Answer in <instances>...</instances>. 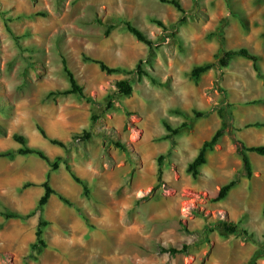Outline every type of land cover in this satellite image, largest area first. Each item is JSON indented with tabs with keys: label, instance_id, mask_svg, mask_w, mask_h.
Here are the masks:
<instances>
[{
	"label": "rangeland",
	"instance_id": "obj_1",
	"mask_svg": "<svg viewBox=\"0 0 264 264\" xmlns=\"http://www.w3.org/2000/svg\"><path fill=\"white\" fill-rule=\"evenodd\" d=\"M181 3L187 19L178 24L184 14L160 0H0V264H247L252 256L264 264V155L246 152L249 177L234 141L264 145V0ZM126 22L155 41L153 55ZM242 47L260 56V73L238 56L192 77L194 68ZM86 57L128 70L144 60L158 83L137 72L108 74ZM63 59L83 95L61 94L71 87ZM121 79L131 81V96L118 92ZM222 110L232 112L234 130L208 152L194 178L188 164L222 126ZM183 122L167 139L164 124ZM39 126L67 146L51 143ZM85 130L91 137L81 141ZM14 135L52 161L61 158L50 184L72 205L52 195L25 219L44 192L50 165L35 155L1 156L21 147ZM65 160L87 182L88 196ZM232 179L238 184L214 201ZM40 219L49 221L48 247L34 260ZM220 219L239 222L252 239L209 231ZM184 245L186 252L175 256L161 251Z\"/></svg>",
	"mask_w": 264,
	"mask_h": 264
},
{
	"label": "trees",
	"instance_id": "obj_2",
	"mask_svg": "<svg viewBox=\"0 0 264 264\" xmlns=\"http://www.w3.org/2000/svg\"><path fill=\"white\" fill-rule=\"evenodd\" d=\"M163 3L171 4L173 5L177 10L182 12L184 15L179 19L178 24L185 22L187 19V14L186 9L183 7L181 0H160ZM156 24H158L160 27H163L164 30H166V25L161 21V20H153ZM101 23V21H99ZM127 29L129 32H131L140 42L146 44L149 49H150V55H153V50L155 48V41L153 39L148 38L139 28L131 24L130 22H126ZM113 29V26H107V33H109ZM8 31L11 32L10 28L8 27ZM244 57L253 62L254 69L257 72H261L260 66H259V61H260V56L258 54H255L251 52L249 49L246 47H242L239 49H229V50H224L220 55H217L218 62H209L203 65H200L192 70V77L195 79H198L202 74L208 72L210 69H212L217 63L221 66H228L231 60L234 57ZM87 61H91L94 63H97L102 71H105L108 74H114V73H120V72H126V73H132V72H137L139 77L147 76L151 79V81L155 84L158 83V80L145 68H143L144 60H140L139 63L137 64L136 68L134 70H128L126 68H121V67H111L108 64H106L103 60L99 59H94V58H89L86 57ZM150 61V60H148ZM63 65L65 72L67 73V76L69 78L71 87L63 92L61 94L63 95H68V94H79L83 95V90L77 83V80L73 74V72L69 69L67 65L66 59H63ZM117 90L121 95L124 96H131L133 93V85L129 79H121L117 81L116 83ZM112 103L109 101L108 106L112 107ZM221 117H222V126L214 133V135L211 137L209 140H205L199 149L198 154L196 157L188 164L187 167V172L192 175V177L197 178L200 173H201V167L205 165L208 162V152L211 150H214L216 145L219 144L220 139L226 134H232L234 130L233 126V114L231 111L228 113H225L223 110L220 112ZM199 117L203 116L204 114L201 112L197 113ZM96 118H94L95 120ZM166 129L169 131V134L167 136V139L173 138L174 135H177L180 130L188 125V122H183L181 126L177 128H173L171 125L168 123L164 124ZM39 132L44 138L50 139L51 143L55 145H59L61 147H66L67 144L63 142L62 140L56 139V138H49L47 132L45 129L41 126L38 127ZM91 133L88 130H85L82 135H78L77 138L81 141H87L90 139ZM14 139L16 142H18L21 147L17 151H7L4 153H1V156L3 157H9L13 158L17 154L19 155H35L43 160H45L49 165H50V170L47 174L46 180L42 183V186L44 188V192L42 196L39 198L37 206L35 210L31 213H29L25 219H29L37 214L38 211H41L48 203L52 195H58L62 201H64L66 204L72 205L71 201L66 198L65 196L61 195L58 193L50 184V177L51 173L54 171H57L60 168V160L61 158H58L56 160H50L49 156L47 153L39 148V147H32L28 145V140L24 135H14ZM234 141L236 143V149L239 155L241 156V159L243 161V168L247 172V175L249 177L252 176L253 171H252V164L250 161L249 156L247 155V151L255 152L260 155H264V145H259V146H250L247 147L245 146L242 142H239L237 139L234 138ZM119 147H122V144L117 143ZM163 157H159V169H158V179L161 180L162 176V169H161V162H162ZM65 167L67 171L70 173L72 178L80 185L83 187V193L84 195L88 196L90 194V189L87 185V182L80 178L69 162L67 160L64 161ZM238 184L237 179H232L228 183L222 185L220 189L218 190V193L216 197L214 198V201H220L225 199L230 191ZM32 184H25L24 188H27L31 186ZM4 216L8 218H22L21 215L19 214H6L3 213ZM49 224V221L42 220L40 219L37 225V229L35 232V241L31 244V254L30 256L34 259L37 260L38 256L43 253V251L48 247L47 241L44 237V228ZM219 229L227 234H235L239 237H241L243 242L250 241L252 239V234L249 232V230L241 225L239 222L230 220V219H220L218 220L213 227L209 228V231ZM188 246L184 245L182 248H177V247H162L161 251L164 253H169L172 256H175L179 253L186 252ZM29 264V263H26ZM247 264H255V256H252L251 259L248 261Z\"/></svg>",
	"mask_w": 264,
	"mask_h": 264
},
{
	"label": "bare ground",
	"instance_id": "obj_3",
	"mask_svg": "<svg viewBox=\"0 0 264 264\" xmlns=\"http://www.w3.org/2000/svg\"><path fill=\"white\" fill-rule=\"evenodd\" d=\"M209 131H210V128H206V130L204 131V133L202 134V135H206L207 133H209Z\"/></svg>",
	"mask_w": 264,
	"mask_h": 264
},
{
	"label": "crops",
	"instance_id": "obj_4",
	"mask_svg": "<svg viewBox=\"0 0 264 264\" xmlns=\"http://www.w3.org/2000/svg\"><path fill=\"white\" fill-rule=\"evenodd\" d=\"M196 157V156H195Z\"/></svg>",
	"mask_w": 264,
	"mask_h": 264
}]
</instances>
